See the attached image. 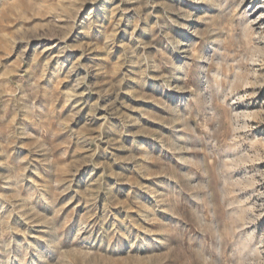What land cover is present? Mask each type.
Masks as SVG:
<instances>
[{
    "label": "rangeland",
    "instance_id": "374dc122",
    "mask_svg": "<svg viewBox=\"0 0 264 264\" xmlns=\"http://www.w3.org/2000/svg\"><path fill=\"white\" fill-rule=\"evenodd\" d=\"M0 264H264V0H0Z\"/></svg>",
    "mask_w": 264,
    "mask_h": 264
}]
</instances>
